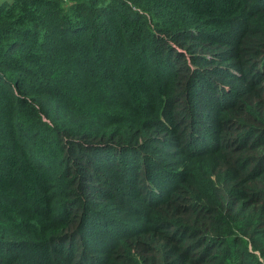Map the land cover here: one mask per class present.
Returning <instances> with one entry per match:
<instances>
[{"label": "trees", "instance_id": "trees-1", "mask_svg": "<svg viewBox=\"0 0 264 264\" xmlns=\"http://www.w3.org/2000/svg\"><path fill=\"white\" fill-rule=\"evenodd\" d=\"M0 264H264V0H0Z\"/></svg>", "mask_w": 264, "mask_h": 264}]
</instances>
